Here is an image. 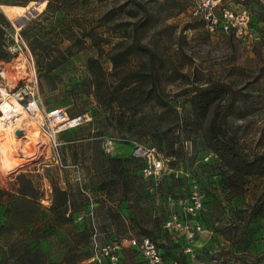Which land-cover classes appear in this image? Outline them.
<instances>
[{
  "label": "rangeland",
  "instance_id": "374dc122",
  "mask_svg": "<svg viewBox=\"0 0 264 264\" xmlns=\"http://www.w3.org/2000/svg\"><path fill=\"white\" fill-rule=\"evenodd\" d=\"M229 2L249 4L257 40L208 33L188 0H0L9 21L0 17V43L11 53L0 60V88L21 105L32 92L39 108L28 115L38 141L30 142L22 122L14 131L15 168L7 170L0 157V264H88L94 228L103 239L148 236L181 264H229L232 246L253 244L264 231V213L252 216L264 204V176L233 178L229 162L212 151L210 129L244 159L264 155V3ZM23 29L28 41L65 58L50 72L38 70L36 59L43 65L46 59L34 56L23 37L22 43ZM82 29L95 33L101 51ZM120 41L137 48L116 73L109 55ZM90 58L105 72L101 94L128 83L143 89L153 84L168 107L152 100L130 113L100 104ZM198 95L212 99L200 117L191 104ZM56 109L62 117L54 125L47 117ZM77 116L89 120L63 129ZM58 128L54 153L43 134ZM106 138L114 142L112 155L102 150ZM132 140L155 147L165 159L157 181L142 178ZM194 192L203 201L202 231L186 258L178 244L185 239L171 238L163 223L172 212L181 215L179 201L184 205ZM60 204L55 216L52 208ZM121 264L142 262L125 251Z\"/></svg>",
  "mask_w": 264,
  "mask_h": 264
},
{
  "label": "built area",
  "instance_id": "2783aa9c",
  "mask_svg": "<svg viewBox=\"0 0 264 264\" xmlns=\"http://www.w3.org/2000/svg\"><path fill=\"white\" fill-rule=\"evenodd\" d=\"M189 9L194 17H197L202 23L205 30L210 33H220L231 36L237 40H257L256 26L253 13L250 11V6L242 4H231L230 0H188ZM264 3V0H261ZM20 37V36H19ZM21 38V37H20ZM22 43L23 40L21 38ZM25 48L27 49L26 45ZM28 50V49H27ZM29 51V50H28ZM32 99L28 100L23 106L30 118H33L38 108V103L34 98V94L30 93ZM21 100V99H20ZM36 102L33 105L32 101ZM36 112V113H35ZM47 118L57 117L62 114L60 109L52 110ZM89 120L87 117L77 116L72 119L74 125L65 121L63 129L75 128ZM52 119L50 122H53ZM53 125V126H54ZM57 131H48L44 133L49 140L50 147L56 153L58 142L56 140ZM48 133V134H47ZM131 146V157L134 160L142 163L140 174L143 179L157 181L160 179L166 170L165 159L160 155L157 149L151 145H144L139 141L132 140L129 142ZM102 150L106 155H112L114 142L112 139H103ZM179 206L182 208V214L172 212L163 223L164 232L171 238L181 236L185 239V245L181 246V252L186 254L193 253V248L190 246L192 241L201 233V212L203 210V201L197 193H192L189 199L179 201ZM102 233L94 228L89 236V247L91 256L87 260L88 264H121L123 253L125 251L136 252L141 258L142 264H181L176 257H170L165 254L163 246L148 236L135 238L133 236L117 237L114 235L112 239H103Z\"/></svg>",
  "mask_w": 264,
  "mask_h": 264
},
{
  "label": "trees",
  "instance_id": "16d2710c",
  "mask_svg": "<svg viewBox=\"0 0 264 264\" xmlns=\"http://www.w3.org/2000/svg\"><path fill=\"white\" fill-rule=\"evenodd\" d=\"M0 17L3 18L2 22L9 24V21L5 18V16L2 13H0ZM2 27L3 25L0 22V30ZM78 32H80L81 35H83V37H88L90 40H92L94 42V45L97 46V48L101 51L99 44L95 41V35H94L95 33L92 30L87 31L86 29H82L81 31ZM20 35H21L20 37H23L26 41H28L29 37L27 35L26 29H23L20 32ZM1 44L2 43H0V60H6L9 57H11V53L8 51V49H3L1 47ZM27 45L34 56L36 57L44 56V58L46 59L44 65L41 61H39L38 58L36 59V64H38L37 66L39 68L38 70H42L44 72H50L61 62L63 58H65V56L59 50H58L59 54L56 56L47 52L46 48L41 43L34 44L31 41H28ZM136 48L137 45L134 42L128 43L125 41L117 42L112 46L109 55V60L112 63V68L115 70L116 73L121 72V70L124 68L125 64L127 63L129 56L135 52ZM88 69L92 74L93 85L95 87L96 96L100 104L110 107L112 106V104L115 103L117 104V106H119L123 110L129 111L130 113H133L137 106H143L152 100H154L160 106L168 107V101L166 96H163L161 92L153 84L149 88L143 89L141 85H139V83L138 84L128 83L123 87H120L118 89L115 88L112 91L107 89L104 93L101 94L100 92L101 84H102L101 80L104 79L105 72L101 68L98 59L90 58L88 60ZM101 95H102V99H100ZM134 96L137 97L135 101L133 98ZM126 98H128L127 101L123 103V100ZM211 100L212 99H209L207 97H200L199 95L193 98L191 104H192V110L196 115V117L204 116L207 113L208 108L212 103ZM210 132H211V141L214 142L212 146V151L229 162L233 172L232 173L233 178H235L236 180H240V179L242 180L246 177L264 176V155H259L251 160L244 159L240 155L235 153L233 148L228 143H225L213 128L210 129ZM61 205L62 204L52 208V212L55 216L60 214V212H57V210ZM254 207H257V204L254 205L253 208ZM262 213H264V204H261L256 211L252 212V216L255 219L258 216L262 215ZM178 244H179V248H181V243ZM160 246L161 247L163 246L165 250V254L167 256L173 257V255L168 254L166 246L164 245H160Z\"/></svg>",
  "mask_w": 264,
  "mask_h": 264
},
{
  "label": "bare ground",
  "instance_id": "6f19581e",
  "mask_svg": "<svg viewBox=\"0 0 264 264\" xmlns=\"http://www.w3.org/2000/svg\"><path fill=\"white\" fill-rule=\"evenodd\" d=\"M23 17L24 16H22V19ZM32 104L35 105L34 102ZM0 113H1L0 114V157L6 169L10 171L11 169L15 168V163L10 162V158H14V156L16 155L15 141L18 138L14 132L15 128H19L20 125H22V122H25L27 126V131L30 130L28 132L32 136L30 138L27 137L30 140V142L35 143L38 141L39 138H38V134L36 133L34 122L28 118V114L25 111V106L19 103L17 96H11L1 88H0ZM57 116L59 117L58 118L59 120L62 117L59 114ZM68 122L71 123L70 125H74L72 119L68 120Z\"/></svg>",
  "mask_w": 264,
  "mask_h": 264
},
{
  "label": "crops",
  "instance_id": "0c3cea01",
  "mask_svg": "<svg viewBox=\"0 0 264 264\" xmlns=\"http://www.w3.org/2000/svg\"><path fill=\"white\" fill-rule=\"evenodd\" d=\"M261 225H264V218H261ZM254 242L246 247L232 246L233 258L229 264H264V231L258 232Z\"/></svg>",
  "mask_w": 264,
  "mask_h": 264
},
{
  "label": "water",
  "instance_id": "95a60500",
  "mask_svg": "<svg viewBox=\"0 0 264 264\" xmlns=\"http://www.w3.org/2000/svg\"><path fill=\"white\" fill-rule=\"evenodd\" d=\"M15 25H16L17 28L20 27V24L18 22H15Z\"/></svg>",
  "mask_w": 264,
  "mask_h": 264
}]
</instances>
